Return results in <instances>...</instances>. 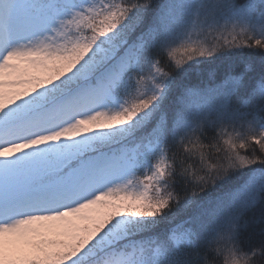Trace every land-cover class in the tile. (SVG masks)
Listing matches in <instances>:
<instances>
[{
	"label": "snow or ice",
	"instance_id": "6c2138e0",
	"mask_svg": "<svg viewBox=\"0 0 264 264\" xmlns=\"http://www.w3.org/2000/svg\"><path fill=\"white\" fill-rule=\"evenodd\" d=\"M0 264H264V0H0Z\"/></svg>",
	"mask_w": 264,
	"mask_h": 264
}]
</instances>
